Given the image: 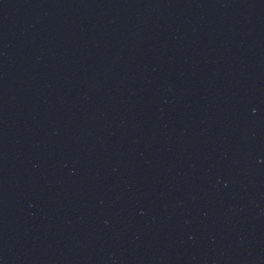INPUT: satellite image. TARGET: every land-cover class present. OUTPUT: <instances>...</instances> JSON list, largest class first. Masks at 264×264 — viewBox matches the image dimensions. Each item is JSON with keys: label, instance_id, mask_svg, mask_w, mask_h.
I'll list each match as a JSON object with an SVG mask.
<instances>
[{"label": "water", "instance_id": "obj_1", "mask_svg": "<svg viewBox=\"0 0 264 264\" xmlns=\"http://www.w3.org/2000/svg\"><path fill=\"white\" fill-rule=\"evenodd\" d=\"M0 264H264V0H0Z\"/></svg>", "mask_w": 264, "mask_h": 264}]
</instances>
